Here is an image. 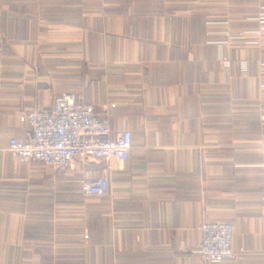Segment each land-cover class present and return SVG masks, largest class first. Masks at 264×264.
<instances>
[{
    "label": "crops",
    "instance_id": "1",
    "mask_svg": "<svg viewBox=\"0 0 264 264\" xmlns=\"http://www.w3.org/2000/svg\"><path fill=\"white\" fill-rule=\"evenodd\" d=\"M262 14L264 0H0V264H207L205 220L244 248L220 264H264ZM65 92L132 132L125 162L62 173L9 152L20 116ZM100 176L109 193L86 196Z\"/></svg>",
    "mask_w": 264,
    "mask_h": 264
},
{
    "label": "built area",
    "instance_id": "2",
    "mask_svg": "<svg viewBox=\"0 0 264 264\" xmlns=\"http://www.w3.org/2000/svg\"><path fill=\"white\" fill-rule=\"evenodd\" d=\"M260 19L264 22V14ZM260 32L257 30V36ZM20 121L27 124V134L25 138L11 137L9 152L18 162L37 160L57 172H73L79 163L84 162L116 160L123 163L133 148L130 130H114L108 112L97 111L94 104L86 102L75 92L57 96L51 106L36 107L23 113ZM33 182L42 183V180ZM80 184L86 196H106L110 189L106 176L86 177ZM200 228L202 243L199 253L207 264L236 260L244 252V248L234 245L232 223L205 220ZM88 237L85 234V238Z\"/></svg>",
    "mask_w": 264,
    "mask_h": 264
},
{
    "label": "rangeland",
    "instance_id": "3",
    "mask_svg": "<svg viewBox=\"0 0 264 264\" xmlns=\"http://www.w3.org/2000/svg\"><path fill=\"white\" fill-rule=\"evenodd\" d=\"M56 171V170H55ZM85 237V236H84ZM87 239V238H86Z\"/></svg>",
    "mask_w": 264,
    "mask_h": 264
}]
</instances>
